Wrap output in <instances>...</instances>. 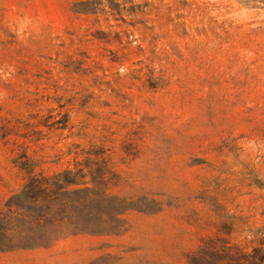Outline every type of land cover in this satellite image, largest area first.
I'll list each match as a JSON object with an SVG mask.
<instances>
[{
  "label": "rangeland",
  "instance_id": "rangeland-1",
  "mask_svg": "<svg viewBox=\"0 0 264 264\" xmlns=\"http://www.w3.org/2000/svg\"><path fill=\"white\" fill-rule=\"evenodd\" d=\"M205 248L264 252V0H0V264Z\"/></svg>",
  "mask_w": 264,
  "mask_h": 264
},
{
  "label": "trees",
  "instance_id": "trees-1",
  "mask_svg": "<svg viewBox=\"0 0 264 264\" xmlns=\"http://www.w3.org/2000/svg\"><path fill=\"white\" fill-rule=\"evenodd\" d=\"M224 261H231L232 264H264V252L257 249L254 255H244L236 258L225 249L211 250L205 248L192 258V264H221Z\"/></svg>",
  "mask_w": 264,
  "mask_h": 264
}]
</instances>
